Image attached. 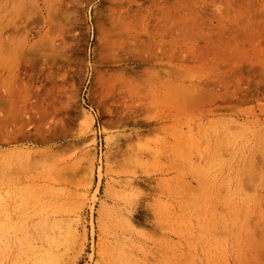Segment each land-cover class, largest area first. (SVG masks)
Listing matches in <instances>:
<instances>
[{
  "label": "rangeland",
  "instance_id": "obj_1",
  "mask_svg": "<svg viewBox=\"0 0 264 264\" xmlns=\"http://www.w3.org/2000/svg\"><path fill=\"white\" fill-rule=\"evenodd\" d=\"M0 264H264V0H0Z\"/></svg>",
  "mask_w": 264,
  "mask_h": 264
}]
</instances>
